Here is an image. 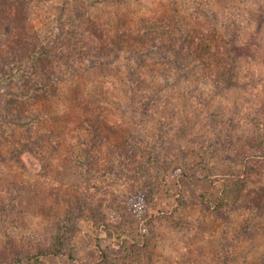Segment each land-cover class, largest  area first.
<instances>
[{
	"label": "trees",
	"instance_id": "16d2710c",
	"mask_svg": "<svg viewBox=\"0 0 264 264\" xmlns=\"http://www.w3.org/2000/svg\"><path fill=\"white\" fill-rule=\"evenodd\" d=\"M43 1L0 0V87L5 83L16 84L20 98L25 100L24 103L17 104L20 105L17 112L19 117L26 119L18 121V124L13 123L24 127L25 132L30 134L36 129L32 120H28L31 116L26 109L30 104L33 110L52 115L51 120L59 119L57 125L75 121V133H71V136L76 144H70V139L67 138L69 144L57 147L56 152L61 154V149L64 151L70 147L72 151L65 152L68 153L65 157L68 161L71 162L74 158L77 162H82V159L85 161L79 165L85 166L80 175L83 173L90 177L94 170L104 175V179L122 176L121 179L134 189L137 186L142 190L150 187L154 180H160L161 174L164 175L161 181L167 186L168 179L175 178L176 174L190 180L196 178L201 182L213 181L212 177L225 175L227 179L221 183L220 194L213 206L218 220L223 218L224 222L240 224V228L236 229L237 237L242 235L244 229L248 231L247 234L263 235L264 71L249 68L248 75L245 76L247 70L243 67L245 60L255 61L261 53L264 57L257 39L253 36L245 39L239 21L232 23L228 18L222 20L215 16L214 10H209L211 2H205L204 6L197 2L189 5L179 4L177 0H158L162 9L149 8L148 12V9H142V0L133 4L130 0H122L124 3L121 0H89L93 3H120V7L126 8L128 12L124 15L128 20L118 23L113 29H105L103 32L98 29L95 33L100 39L95 46L97 51L93 47L86 50L78 48L76 40V46L73 45V38L64 34L58 20L52 22L46 17L49 20H43L40 28L28 26V21L31 20L30 10ZM220 7L221 4L216 9ZM257 7L260 13L256 14V18L260 24L264 20L262 0L258 1ZM190 11L195 13L191 15L192 20L187 17ZM134 15L140 16L138 21H134ZM193 23L196 24L195 27ZM112 30L120 35L111 34ZM256 35L258 37L259 33ZM110 41L115 47H107ZM72 45L78 49L80 56L71 57ZM99 46L100 51L112 58V61H117L122 56L125 61L128 60L123 75L119 76L124 85L120 89L128 97V103L122 110V105L116 101L119 90L114 91L115 83L108 81L111 75L118 77L119 68L101 57L97 49ZM93 61H97L96 64ZM94 70H98L99 77L107 81L88 86L84 83V78L91 77ZM158 75L162 77L161 82ZM180 84L190 86L181 89ZM210 85L214 88H210ZM247 87L253 88L255 103L251 109L252 120L245 124L244 129L239 118L241 112L232 113V109H227V106L231 108L227 101L234 89ZM173 89L178 98L173 96L171 101H175L176 107L181 102L185 108V114L180 118L178 114H174L175 122H179L176 129L182 130V136L186 135L187 131L183 127L191 122L190 118L202 114H199L198 109H192L196 108L194 100L204 105L206 102L202 99L203 96L213 98L219 95L223 99L224 106L218 109L222 112L221 116L207 113L205 122L203 118L198 119L200 128L206 129L208 135L193 129L192 132L197 131L198 136L195 140L184 142L181 136H170L167 141V132L164 130L158 131L153 125L154 128L144 126L143 123L137 124L132 118H123L122 113L127 110H131L134 116H141L138 113L140 111L146 119L156 116L155 109L160 110L161 106H165ZM165 93H168L166 100L161 101V96L166 95ZM136 104L139 106L136 107ZM206 104L209 106L205 107V111L209 112L212 104ZM235 104L240 106L239 101L232 102V108H235ZM117 114L123 119L114 120L113 117ZM235 119L238 123L234 124ZM0 121L12 123L5 119ZM227 123L234 124L233 128L213 134L218 127L226 128ZM160 124L162 128L164 122L161 121ZM174 124L171 126L174 127ZM63 128L66 129L65 126ZM6 129L0 123V133H8ZM85 132L89 133L90 138L83 134ZM109 136H114L116 140L112 139L111 143ZM104 141L111 146L109 144L106 148L103 144V149H100L98 146ZM29 142H18L16 146L15 155L21 161H24L22 156L30 153ZM166 144L173 148L168 145L170 149H167ZM86 167H91L92 170ZM72 169L71 167V171ZM67 176L74 179L73 174L69 175L68 171ZM73 183L75 181L66 195L61 194L62 189H68L63 183L55 189L54 194L59 193L53 202L52 211L44 216L46 219L47 216L50 218L48 222L54 227L51 230V244L35 245V248L23 251L22 248L16 249L11 252V261L0 255V264H40L43 256L65 253L64 233L73 230L75 220L80 211L86 210L85 207L89 208V215L94 221L107 225L104 222V203L96 200V197H90L88 189L77 190ZM173 184L174 182L171 183ZM109 187L102 184L101 189L107 190ZM99 192L104 193L100 189ZM230 207L231 211L225 213L224 210ZM136 247L138 249L126 246L124 251L127 257L142 255L141 246ZM100 252L107 258L104 250L101 249ZM68 255L72 257L71 254ZM228 261L225 260L222 264H230ZM249 262L264 264V250L255 256L254 261Z\"/></svg>",
	"mask_w": 264,
	"mask_h": 264
},
{
	"label": "rangeland",
	"instance_id": "374dc122",
	"mask_svg": "<svg viewBox=\"0 0 264 264\" xmlns=\"http://www.w3.org/2000/svg\"><path fill=\"white\" fill-rule=\"evenodd\" d=\"M130 1L132 4L137 2V0ZM177 1L179 4L189 3V5H195L197 2L204 6L205 2H211L212 7L209 10H214L215 16L222 20L228 18V21L232 23L239 21L245 39H248L249 36L255 37L261 45V51L264 52V20L259 24L256 18V14L260 13L257 7L260 0ZM121 2L124 3L122 0ZM263 3L264 0H262ZM220 4L221 7L216 9ZM120 6V3L116 1L93 3L89 0H44L42 4L30 10L31 20L28 21V26L40 28L43 20H49L46 17L50 18L52 22L58 20L64 34L73 38L74 46H76L74 41L76 40L79 43L78 48L88 50L93 47V50L97 51L95 46L100 42V39L95 33L98 29L103 32L105 29H113L118 23L128 20L124 16L128 13L126 8ZM141 6L144 10L148 9V12L149 8L162 9L158 0H142ZM191 11L187 16L189 20H192L191 15L195 14ZM139 17V15L138 17L134 15L132 18L134 21H138ZM193 24L195 27L196 24ZM112 31L111 34L120 35L114 31L112 33ZM257 33H259L258 37ZM73 45L71 57L80 56L78 49ZM107 47L115 46L110 41ZM97 49L106 62H111L112 65L119 68L117 70L119 71L118 77L111 75L108 81L115 83L116 90L114 91L119 90L116 101L122 105V110L128 103V97L120 89L124 85L119 76L123 75L128 60L125 61L122 56L119 60L112 61V58L100 51V46ZM93 62L96 64L97 61ZM243 62V67L247 70L245 76L248 75L249 68L254 71H264L262 53L255 61L245 60ZM99 75L98 70H94L91 77L84 78V83L93 86L98 82L107 81L105 78H100ZM158 80L162 81L161 75H158ZM170 80L174 81L173 78ZM249 84L252 86L251 83ZM180 85L181 89L190 86V84ZM210 86V88H214L213 85ZM0 89V118L3 117L2 119L12 122L0 121L1 125L6 126V130H8V133L6 131L3 134L0 133V255L10 258L11 261V252L16 249L21 250L22 248L21 251H23L35 248V245L47 244L49 246L52 242L50 239L53 238L51 230L54 227H51V222H48L50 218L47 216L46 219L44 216L52 211L53 202L59 193L54 194L55 189L63 183V186H68V189H62L61 194L66 195V191H70L69 187L74 181L73 184H76L77 190L88 189L90 197H96V200L104 203L103 213L106 216L104 222L109 226L100 223V221H94L89 215V208L85 207L86 210L80 211L78 219L75 220L73 230L64 233L65 253L43 256L40 264H222L225 260H229L230 264H250L249 261H254L255 256L264 250V234L260 236L255 233L247 234L248 231L244 229L242 235L237 237L236 229L240 228V224L231 221L224 222L223 218L218 220L213 206L220 194L221 183L227 179L225 175L212 177L213 181L201 182L196 178L190 180L188 177L182 178L176 174L175 178L168 179L167 186L165 182L161 181L164 179V175L161 174L159 181L154 180L153 184L144 190L139 186L134 189L127 181L124 182L121 179L122 176L104 179V175L98 174L91 167H86L93 171L90 177L83 173L80 175L79 173L85 168V166H79L80 163L85 162L83 159L82 162H77L75 158L71 159V162L68 161L65 157L72 151L70 147L64 151L61 149V154L56 152L57 147L69 144L66 141L67 138L70 139V144H76L73 140L74 137L71 136V133H75V121L71 120L65 124L57 125L56 122L59 119L55 121L52 118L51 120L52 115H47L45 111H35L30 104L26 109L31 116L28 120H32L36 129L32 130L31 134L27 133L24 127L13 123L18 124V121L26 119L19 117L20 114L17 112L20 106L17 104L25 101L20 98L18 87L16 84L5 83ZM165 94L161 96V101L166 100L165 97L168 93ZM236 94L238 95L236 96ZM254 94L253 88L234 89L230 92L227 101V105L231 106V108L227 106V109H232V113L241 112L239 118L244 124V129H246L245 124L252 120L251 109L255 103ZM173 96L178 98L174 89L170 98L166 100L165 106H161L160 110L155 109L156 116L146 119L143 118V113L140 111L138 113L141 116H134L131 110H127L122 113L123 118H132L135 123H143L144 126L153 125L156 129L158 128V131L164 130L167 132V141L170 140L167 139L170 136H181L184 142H189V140H195L198 137L197 131L192 132L193 129L208 135L206 129L200 128L199 118H203L202 120L205 122L207 113L214 116L222 115L218 109L224 105L222 104L223 99L219 95L213 98L203 96L202 99L206 103L211 102L212 104L211 108L209 107V112L205 111V107L209 105L206 103L200 105L198 101L194 100L196 108L192 109H198L199 114H202L190 118L191 122L183 127L187 131L186 135L182 136V130L176 129L179 122H175L174 114H178V118H180L185 114V108L181 102L176 107L175 101H171ZM110 99L112 102L114 101L112 94ZM238 101L240 106L235 104V108H232V102ZM91 105L97 108L96 105ZM137 105L139 106L136 104V107ZM118 118L119 120L123 119L119 114L113 117L114 120H118ZM142 120L143 122H140ZM161 121L164 122L162 128ZM68 123L69 125H66ZM235 123H238L236 119ZM172 124L174 127L171 126ZM234 124L227 123L226 128L218 127L213 134L231 129ZM64 126L66 129L63 128ZM83 134L89 136L87 132ZM109 137L112 143V139L115 137ZM25 140L30 141V153L22 156L24 161H21L15 155L16 146L18 142H25ZM107 141L100 143L98 147L103 149L101 145L104 144L107 148L110 144ZM89 144H91L90 141ZM168 145H165L167 149L171 146ZM66 151L68 153H65ZM189 160L192 162V158ZM193 162L196 165L194 158ZM67 171L69 175L73 174L74 179L72 176H67ZM75 171L77 172L75 173ZM173 182L174 184L171 185ZM37 184L40 186H36ZM102 184L110 186V189L102 190ZM52 187L55 188L52 189ZM98 188L104 193H98ZM231 208L225 209L224 212H230ZM98 218L100 220L99 215ZM54 222L52 221V223ZM128 245L134 246L136 249H138L136 246L140 245L142 255L127 257L124 249ZM101 249L104 250L107 258L102 255ZM68 254H71L72 257Z\"/></svg>",
	"mask_w": 264,
	"mask_h": 264
}]
</instances>
